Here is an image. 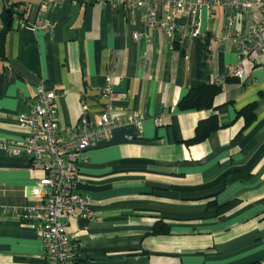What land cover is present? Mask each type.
I'll list each match as a JSON object with an SVG mask.
<instances>
[{"label":"crops","instance_id":"0c3cea01","mask_svg":"<svg viewBox=\"0 0 264 264\" xmlns=\"http://www.w3.org/2000/svg\"><path fill=\"white\" fill-rule=\"evenodd\" d=\"M20 1L26 18L7 31L0 58V140L26 137L17 114L29 110L39 83L56 93L62 133L76 125L83 102L89 120L98 118L107 76L120 94L113 107L124 123L79 163L78 192L96 217L65 220L79 264H264V53L248 62L256 82L228 80L214 97L221 126L187 144L211 111L180 110L178 101L239 60L231 42L208 55L219 13L202 10L210 32L189 46L176 39L170 50L160 30L145 28L141 9L130 12L122 0H49L43 8ZM39 13L51 30L36 24ZM257 17L250 10L238 26ZM253 102L255 118L242 127L236 114ZM130 114L136 122L126 121ZM42 174L24 154L0 149V264H45L34 225L2 211L29 204ZM157 221L169 232L152 233Z\"/></svg>","mask_w":264,"mask_h":264},{"label":"built area","instance_id":"2783aa9c","mask_svg":"<svg viewBox=\"0 0 264 264\" xmlns=\"http://www.w3.org/2000/svg\"><path fill=\"white\" fill-rule=\"evenodd\" d=\"M49 0H41L40 7ZM57 1V0H56ZM59 1V0H58ZM92 1V0H88ZM128 11L141 9V19L148 29L160 30L168 48H175L176 39L184 40L189 46L198 35L206 36L210 29H203L201 12L209 18L221 15L222 26L219 34L210 38L209 57L213 56L215 43L231 42L239 57L237 62L226 64L224 71L210 78V82L224 84L233 77L241 83L256 82L248 62L264 53V0H122ZM250 10H256L258 17L248 27L238 26ZM180 16L187 23H178ZM37 25L51 30L52 23L39 13ZM148 39L146 31L143 32ZM141 33L134 32L137 40ZM181 37V38H179ZM247 62V63H246ZM254 63V61H253ZM143 67L146 65L143 64ZM106 77L102 95L107 99L98 118L90 121L86 102L81 104L82 113L73 128L62 133L58 127V112L55 105L56 93L43 83L35 86V94L29 102V110L17 114L18 122L26 128L23 140H0V149L11 154L22 153L28 157L30 165L40 168L43 174L36 180L31 190V202L21 208H2L3 212L17 215L21 221L32 223L43 247L45 264H79L75 244L66 230V218L79 215L84 218L96 217L89 207V198L78 192L83 183L79 173V163L85 159V151L95 141L109 135L114 126L124 123V119L114 112L113 99L120 94ZM135 114L127 115V122H136ZM157 124L159 119L155 120ZM138 122V121H137ZM140 124V123H139Z\"/></svg>","mask_w":264,"mask_h":264},{"label":"trees","instance_id":"16d2710c","mask_svg":"<svg viewBox=\"0 0 264 264\" xmlns=\"http://www.w3.org/2000/svg\"><path fill=\"white\" fill-rule=\"evenodd\" d=\"M27 7L28 4L20 0H0V17L2 20V26L0 28V58H3L4 56L5 36L7 31L11 28H17V24L25 20ZM231 79L238 80L230 77L227 78L226 81ZM222 86L223 84H215L210 81L204 82L201 85L190 88L178 101L177 107L180 110L205 109L211 111L207 117L200 119L197 122L193 136L185 141L187 144L203 141L211 132L216 131L221 126L217 114V105L213 103V100L222 90ZM255 107L256 105L253 102L247 104L237 112L236 118L242 120V127L247 126L254 120ZM168 232V226L161 224L159 221L153 226L152 233L164 234Z\"/></svg>","mask_w":264,"mask_h":264}]
</instances>
